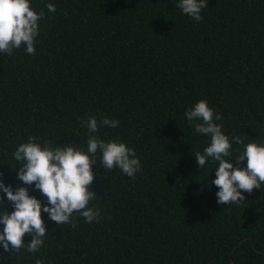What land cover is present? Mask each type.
Listing matches in <instances>:
<instances>
[{
    "label": "trees",
    "instance_id": "obj_1",
    "mask_svg": "<svg viewBox=\"0 0 264 264\" xmlns=\"http://www.w3.org/2000/svg\"><path fill=\"white\" fill-rule=\"evenodd\" d=\"M30 3L45 11L35 55L0 53V178L21 185L13 153L29 135L86 149L90 116L119 121L96 135L134 149L141 169L105 170L97 153L99 222L74 213L75 227L56 225L42 211L39 251L0 246V264H264V185L240 206L217 204L218 164L194 157L210 137L185 116L207 100L230 139L264 143V0H208L199 22L179 0Z\"/></svg>",
    "mask_w": 264,
    "mask_h": 264
},
{
    "label": "clouds",
    "instance_id": "obj_2",
    "mask_svg": "<svg viewBox=\"0 0 264 264\" xmlns=\"http://www.w3.org/2000/svg\"><path fill=\"white\" fill-rule=\"evenodd\" d=\"M182 12L197 22L203 20L201 12L208 7V0H179ZM48 12H56L52 3L46 5ZM45 17L44 9H33L30 0H0V53L11 56L14 50L24 48L27 54L35 55V42L39 35L40 21ZM187 120L194 123V132L210 137V143L194 154L199 168L207 163L218 164L215 178L211 180L219 190L217 204L240 206L246 201L245 193L264 185V143L248 142L240 136L231 139L223 131L220 113L210 107L207 100H200L185 112ZM102 126L116 128L119 121L108 117L90 116L86 121L88 139L86 149L68 143L65 146L53 144L29 135L27 142L19 143L13 158L19 163L17 179L21 185L13 188L0 178V246L5 252L19 253L25 248L36 253L45 243L48 234L42 211L56 225L72 224L74 213L86 222H99L100 210L90 207L97 193L92 189L95 179L92 166L96 165L97 153L101 155L103 169H120L128 177L134 178L141 169V161L135 150L119 140L105 141L96 133ZM233 144L242 145L243 150L235 160ZM246 161V167L238 165ZM17 168V167H15ZM3 172H0V177ZM38 189L46 198L43 203L31 195L29 187ZM11 204L9 212L6 205ZM30 235L27 244L24 237ZM41 264V261H37Z\"/></svg>",
    "mask_w": 264,
    "mask_h": 264
}]
</instances>
